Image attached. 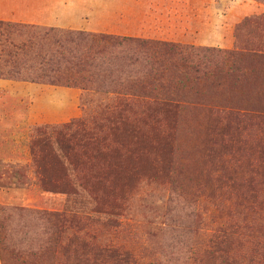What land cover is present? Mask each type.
I'll return each mask as SVG.
<instances>
[{"label":"rangeland","instance_id":"374dc122","mask_svg":"<svg viewBox=\"0 0 264 264\" xmlns=\"http://www.w3.org/2000/svg\"><path fill=\"white\" fill-rule=\"evenodd\" d=\"M87 3L93 30L28 26L262 57L217 60L219 76L166 85L169 101L118 94L111 80L108 94L17 89L23 139L17 162L0 160V264H264V129L230 110H264V0ZM22 25L0 21V41L48 47ZM12 61L0 72L17 71ZM88 133L96 141L85 146ZM51 214L67 221L59 244Z\"/></svg>","mask_w":264,"mask_h":264},{"label":"trees","instance_id":"16d2710c","mask_svg":"<svg viewBox=\"0 0 264 264\" xmlns=\"http://www.w3.org/2000/svg\"><path fill=\"white\" fill-rule=\"evenodd\" d=\"M22 26L26 27L21 28L35 29L38 40L49 42V45L43 49V46L38 48L39 46L31 41L17 46L12 43H10L11 46H8L0 41V64L3 62L14 64L16 61L12 60H17V71L0 72V79L9 76V79H13L15 82L24 81L37 85L47 84L81 90L101 91L103 89V92L107 94L109 92L103 86L107 80H111L119 82L116 90L119 91L118 94L137 96L142 93H156L158 94L156 97L169 101L168 98L161 95L167 87L166 85H170L172 82L180 85L186 77H191L193 82H201L203 79L219 76V71H217L219 68L216 67V70H213L211 65L217 60L234 65L262 57L256 53L244 54L209 49L203 51L179 44L126 37L85 35L83 33L71 36L59 34L54 29L40 30L35 26ZM33 34L35 35V32ZM67 43L76 44L78 47L76 49L68 48L65 46ZM30 54L33 56L28 57ZM18 61H24V65L27 62H33L35 68H18ZM257 77H263V74ZM245 91L249 92L248 86ZM262 96L264 97V95ZM118 102L117 105L120 106L116 107L115 111L121 120L125 107L120 100ZM230 110L234 112L235 120L246 122L254 119L264 129V110L256 113L247 109L231 108ZM95 138V135L93 137L88 133L86 138L84 137L85 146L95 142ZM5 210L0 207V212H5ZM32 213L38 219L43 216V213L38 211ZM50 217L59 227L58 238L54 240L55 244H59L65 233L67 221L59 214H51ZM1 237L2 230L0 231V240ZM2 251L5 252L4 248ZM101 254L115 258L112 252H102ZM122 263L128 264L129 261L123 259ZM3 264H10V262L3 259Z\"/></svg>","mask_w":264,"mask_h":264},{"label":"crops","instance_id":"0c3cea01","mask_svg":"<svg viewBox=\"0 0 264 264\" xmlns=\"http://www.w3.org/2000/svg\"><path fill=\"white\" fill-rule=\"evenodd\" d=\"M88 6L87 0H0V21L93 30L94 7ZM39 87L32 83L0 79V160L5 163L17 162V148L22 145L23 139L22 114H17V101L20 103L22 100L17 99V89L22 92L21 97L23 93Z\"/></svg>","mask_w":264,"mask_h":264}]
</instances>
